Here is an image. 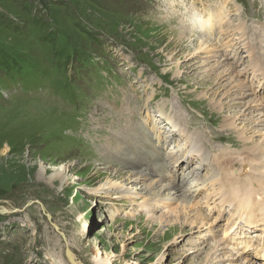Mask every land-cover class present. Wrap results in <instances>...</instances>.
Listing matches in <instances>:
<instances>
[{
    "label": "rangeland",
    "instance_id": "374dc122",
    "mask_svg": "<svg viewBox=\"0 0 264 264\" xmlns=\"http://www.w3.org/2000/svg\"><path fill=\"white\" fill-rule=\"evenodd\" d=\"M98 2L0 0V264H260L212 161L264 154V0ZM193 11L223 18L211 52ZM140 131L171 180L120 159Z\"/></svg>",
    "mask_w": 264,
    "mask_h": 264
},
{
    "label": "bare ground",
    "instance_id": "6f19581e",
    "mask_svg": "<svg viewBox=\"0 0 264 264\" xmlns=\"http://www.w3.org/2000/svg\"><path fill=\"white\" fill-rule=\"evenodd\" d=\"M190 8H191V6H190ZM219 16H218V14L212 13L209 11H205V13H200V12H195V11L192 12V14L190 16V20L193 23V25L200 28L201 30H204V31L209 33V35L206 39H203L200 41L198 48H197L198 50L204 51V50L211 49L210 48L212 46V44L210 43L211 39L209 40L211 33H213L215 35L214 41H216L217 38L222 37V36H219V33H220V31H222L221 26H223L222 24H224V22H222L223 18L218 19ZM218 23H219V25H218ZM225 24H226V22H225ZM219 26H220V28H218ZM217 28L219 30V33H218ZM241 28H242L241 24L236 26L237 30H239ZM252 30H255V28ZM187 34H188V32H187ZM260 34H261V32H260ZM177 36H178V39H183L185 37V34L180 33ZM219 43L222 44L221 39L219 40ZM246 47H248V46H246ZM198 50L195 49V51H198ZM209 51L211 52V50H209ZM251 59H253V58H251ZM255 63H257V62H255ZM258 66L259 65L256 64L257 70H258ZM254 71H256V70H254ZM260 71H261V74L264 76V68L260 69ZM221 72L223 73V71H221ZM239 74H241V73H239ZM218 76H220V75L218 74ZM222 86H224V85H222ZM246 86L247 85H245L243 82V83H241L240 88L243 89ZM240 104H242V103H240ZM257 111H258V109H257ZM227 121H229L228 126H231V127L233 126V128L236 127V121H232L231 118H229ZM179 127L181 128V130L184 129V128H182L181 125H179L177 130H179ZM144 135H145L144 132L140 131V133H139L140 141H139V143L137 142L136 144H142V143H143V145L145 144V140L143 139ZM145 138H146V135H145ZM249 139L250 138H248V140ZM193 140L195 142L194 147L198 148L201 144V141L199 140L198 136H193L192 141ZM136 144L133 145V147H130L128 144L127 145L128 151H127L126 156L122 157L124 153H123V151H121L120 155H119L120 159H122L123 161L130 162L133 165H139L143 178L154 175V176L159 177L160 179H163L164 177L167 176V178L171 180L172 176H169L170 170H167L164 160H162L160 157V148H162V147L160 145V141H159L158 137L152 136L149 139V143H146L147 145H144V146L143 145H136ZM244 144H245V142H244ZM257 145H259V144H257ZM220 146L221 145H216L214 147L216 149H218ZM247 149L248 148L244 149V151H246ZM230 154L231 153H227V155H225V156H220V157L218 156V158H216L212 161L213 162L212 168L216 171V174H215L216 177H215L212 185L218 186L217 190H220V193L223 195L222 196L219 194L220 195L219 198L221 199L222 203L223 204L227 203L228 205L233 206V215L236 216V218H235L236 222L235 223H237L239 221L240 222L239 226L241 228L247 227L248 230L250 229V231L258 230L259 233L264 234V154L262 153V150H260L258 148V146L257 147L253 146L250 148V151L246 152V156H243V158H240L238 156L241 161L243 160L245 162V163L244 162H241V163H244V165H246L245 167H241V170L246 173L245 177H243V178L241 176H239L238 173L236 174L234 171V167L236 166L237 160L239 158L232 156ZM203 155H204V153L201 154V152L195 153L192 151L188 158L193 159L192 157H198L199 159L204 160L205 158L203 157ZM39 175H40V177L42 176V171L40 172ZM55 178L59 179L60 181H65V180H63V177L61 174L59 176H56L54 178L49 179L50 182H52ZM110 190H111V188H110ZM226 190H227V192H225ZM170 197H172V196H170ZM183 201L185 202V199ZM196 215H197L196 222H197V219L198 220L199 219L204 220L205 216H206V214L204 216L200 212H199V214H196ZM230 225L232 226V224H230ZM231 226L226 228L224 231L228 232V230H231L230 229ZM260 236H262V235H260ZM233 240L236 241L237 238L236 237L229 238L228 244L233 246V250L234 249L238 250L237 254H239V257L240 256L241 257H247L246 256L247 251L251 247H253L256 251L255 256H253V258L263 257V259H260L261 261H259V263L264 264V251L261 252V250H264V237H263V239H259V238H254V237L246 235L244 237V240L241 242V244H242L241 247H240V243L239 244L232 243ZM220 245H221V243H220ZM100 253L101 252L97 251V253L95 255V258H94L95 264H112V261L110 258L103 257V256H101L102 253L101 254ZM241 257H240V259H241ZM70 259L72 262L75 260V259L73 260V258L71 256H70ZM136 264H139V263H136Z\"/></svg>",
    "mask_w": 264,
    "mask_h": 264
},
{
    "label": "trees",
    "instance_id": "16d2710c",
    "mask_svg": "<svg viewBox=\"0 0 264 264\" xmlns=\"http://www.w3.org/2000/svg\"><path fill=\"white\" fill-rule=\"evenodd\" d=\"M91 1H92L96 6H98V7L100 6L98 0H91ZM59 52L62 53L63 51H59ZM66 56H69V55H66ZM81 57H82V56H79V57H77V58H78V59H81ZM82 61H83V60H82Z\"/></svg>",
    "mask_w": 264,
    "mask_h": 264
},
{
    "label": "water",
    "instance_id": "95a60500",
    "mask_svg": "<svg viewBox=\"0 0 264 264\" xmlns=\"http://www.w3.org/2000/svg\"><path fill=\"white\" fill-rule=\"evenodd\" d=\"M70 256H71V257L73 258V260H74V257H73V255L71 254ZM69 258H70V257H69ZM70 261H71V259H70ZM74 261H75V260H74ZM74 261H73V262L71 261V262H72L73 264H81V263H79V262H76V261H75V262H76V263H75Z\"/></svg>",
    "mask_w": 264,
    "mask_h": 264
}]
</instances>
